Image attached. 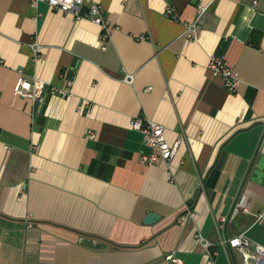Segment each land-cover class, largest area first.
<instances>
[{
	"label": "crops",
	"instance_id": "obj_1",
	"mask_svg": "<svg viewBox=\"0 0 264 264\" xmlns=\"http://www.w3.org/2000/svg\"><path fill=\"white\" fill-rule=\"evenodd\" d=\"M92 1L107 42L44 1L0 0V264H210L206 241L214 264H243L221 242L264 246V0ZM213 55L239 73L236 93ZM21 78L72 95L17 96ZM140 116L180 141L169 164L143 160Z\"/></svg>",
	"mask_w": 264,
	"mask_h": 264
},
{
	"label": "built area",
	"instance_id": "obj_2",
	"mask_svg": "<svg viewBox=\"0 0 264 264\" xmlns=\"http://www.w3.org/2000/svg\"><path fill=\"white\" fill-rule=\"evenodd\" d=\"M46 2L48 5L56 10L65 14H72L77 20L89 19L94 23L102 27L103 41L110 40L112 29L109 25V21L104 17V10L102 6L93 2L92 0H31L32 5L37 8L40 2ZM208 5L199 3L197 6L198 15L192 22L184 23L185 36L187 39L197 41L200 33V19L203 14L208 10ZM167 15L173 20L179 21L177 14L173 7H169L166 10ZM106 47H103L105 50ZM35 50L38 55L40 46L35 44ZM210 70L215 76L221 77L224 80L226 89L230 93H236L240 87L241 80L239 73L226 62L224 57L213 55L210 58L209 63ZM127 83L132 84L134 82V75H126L124 79ZM74 79H70V85H72ZM151 90L148 88L147 91ZM15 94L17 96L31 98L35 101H43L46 95H60L62 97L71 96V92L66 89H59L49 86L46 82L35 79L33 82L21 78L15 87ZM90 107V105H88ZM133 128L140 131L143 135L144 144L150 148L148 154L143 155V160L147 164H157L161 162L170 163L176 155L179 148L180 141H176L171 144L166 138V128L163 124L154 120L148 119L144 116H140L133 120ZM239 212L249 213V208L244 204L242 200H239L235 207L234 213ZM223 223L228 221L227 217L223 218ZM257 221L264 222V215H260ZM184 222V218L180 220ZM224 224L219 227H224ZM202 239V238H201ZM225 246H229L232 249H239L243 256V264H264V246L254 243L250 238L246 236L244 232L239 233L237 236L225 239L221 242ZM215 244L206 241L205 246L209 255L210 264H214L213 258L218 253L212 249ZM169 261L176 264H182V260L174 257L172 254L167 257Z\"/></svg>",
	"mask_w": 264,
	"mask_h": 264
},
{
	"label": "water",
	"instance_id": "obj_3",
	"mask_svg": "<svg viewBox=\"0 0 264 264\" xmlns=\"http://www.w3.org/2000/svg\"><path fill=\"white\" fill-rule=\"evenodd\" d=\"M256 169H258V170H261L262 169V165L260 164V165H256ZM158 215L157 214H150L149 216H148V218H147V220L146 221H148V222H153L155 219H158Z\"/></svg>",
	"mask_w": 264,
	"mask_h": 264
},
{
	"label": "trees",
	"instance_id": "obj_4",
	"mask_svg": "<svg viewBox=\"0 0 264 264\" xmlns=\"http://www.w3.org/2000/svg\"><path fill=\"white\" fill-rule=\"evenodd\" d=\"M257 34H258V33H254V34H253V37L256 36ZM253 41H254L255 44H257L258 41H259V37L257 38V40L253 38Z\"/></svg>",
	"mask_w": 264,
	"mask_h": 264
}]
</instances>
